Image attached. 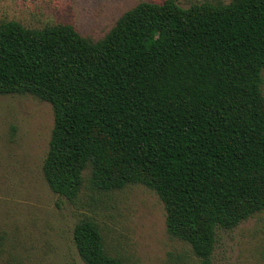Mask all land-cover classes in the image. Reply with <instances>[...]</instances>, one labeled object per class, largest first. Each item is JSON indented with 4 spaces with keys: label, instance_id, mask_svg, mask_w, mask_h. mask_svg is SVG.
I'll list each match as a JSON object with an SVG mask.
<instances>
[{
    "label": "trees",
    "instance_id": "16d2710c",
    "mask_svg": "<svg viewBox=\"0 0 264 264\" xmlns=\"http://www.w3.org/2000/svg\"><path fill=\"white\" fill-rule=\"evenodd\" d=\"M263 70L264 0L142 2L99 41L0 24V95L53 107L50 189L75 200L87 167L101 191L146 186L198 264H213L218 229L264 210ZM73 238L85 264H127L93 221Z\"/></svg>",
    "mask_w": 264,
    "mask_h": 264
},
{
    "label": "rangeland",
    "instance_id": "374dc122",
    "mask_svg": "<svg viewBox=\"0 0 264 264\" xmlns=\"http://www.w3.org/2000/svg\"><path fill=\"white\" fill-rule=\"evenodd\" d=\"M165 0H0V24L26 28L72 25L93 41L103 39L128 10ZM182 8L233 0H175ZM264 96V70L261 73ZM54 111L33 95H0V264H85L73 233L83 220L97 224L105 249L127 264H198L191 246L169 235L159 196L143 185L101 191L83 173L70 201L48 186L43 164ZM213 264H264V210L232 230L218 229Z\"/></svg>",
    "mask_w": 264,
    "mask_h": 264
}]
</instances>
